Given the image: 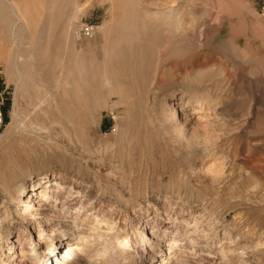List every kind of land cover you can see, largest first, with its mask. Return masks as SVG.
Listing matches in <instances>:
<instances>
[{
    "label": "bare ground",
    "instance_id": "6f19581e",
    "mask_svg": "<svg viewBox=\"0 0 264 264\" xmlns=\"http://www.w3.org/2000/svg\"><path fill=\"white\" fill-rule=\"evenodd\" d=\"M253 1L85 0L109 4L110 19L98 28V45L70 46L62 72L67 99L63 119L69 132L63 131L81 141L96 111L122 109V127L114 132V141H103L104 151L118 153L119 160L103 170L104 187L97 183L93 196L89 182L62 171L21 178L18 167L11 164L9 170L0 164V264H133L129 242L139 248L140 264H190L186 258L198 257L193 253L198 240L210 260L196 264L246 263L247 249L233 235L238 225L218 214L215 202L225 198L230 184L223 117L235 102V81L244 76L264 87V12L258 13ZM5 3L21 30L32 31L33 4L39 1L0 0ZM224 29L226 39L218 42ZM210 46L222 61L214 69L207 66L206 57L194 53ZM9 73L17 92H24L25 72L15 63ZM176 76L184 88H167ZM213 76L220 79L215 89L203 86ZM244 102L241 96L236 103ZM151 125L181 152L183 171L200 193L197 202L187 200L181 186L171 185L143 189L134 201L130 173L125 174L122 165L130 155L127 149L139 141L141 128ZM30 126L24 123L18 129ZM31 129L49 131L40 125ZM9 141V133L0 136V159ZM103 205L99 212L97 206ZM131 213L142 220L131 223ZM255 247L256 252L263 250L264 242Z\"/></svg>",
    "mask_w": 264,
    "mask_h": 264
},
{
    "label": "rangeland",
    "instance_id": "374dc122",
    "mask_svg": "<svg viewBox=\"0 0 264 264\" xmlns=\"http://www.w3.org/2000/svg\"><path fill=\"white\" fill-rule=\"evenodd\" d=\"M38 1L39 4H33V12L36 14L31 20L32 31H22L18 18L11 12V15L8 14V5L0 4V136L10 134L7 153L3 155L4 159H0V164L9 170L11 164L15 165L19 168L16 173L19 176L21 174V178L28 174L35 176L39 171H62L68 176L89 182L92 186L90 196H93L97 183L104 187L103 170L111 167L116 158L119 160L118 153L111 155L113 151H104L103 141H114L116 130L122 127L120 123L124 112L120 108L113 112L109 106L101 108L94 113L95 118L89 119L90 125L84 132L83 140L79 141L76 137L69 139V134L65 133L69 132V127L63 119L67 99L62 91V72L66 67L71 44L79 49L85 48L88 43L99 44L98 28L110 19L109 4H85V0H60L59 3L58 0ZM253 3L258 13L264 12V0H254ZM13 26H16L15 29ZM224 39L226 29L219 34L218 42ZM194 53L206 57L209 68L214 69L222 63L215 56L213 46ZM14 62L26 74L24 92H17L16 83L10 77L9 71ZM179 79L180 76H176L170 80L167 88H184ZM236 81L232 93L235 102L223 117V137L226 139L223 138L222 145L228 157L230 184L224 190L225 194L223 192L225 198L219 204L215 202V205L217 213L229 219L228 223L238 225L233 235L240 239L241 247L247 249L246 263L264 264V249L254 251L258 242H264V87L252 83L244 76H239ZM216 82H220V79L213 76L205 79L202 84L214 90ZM241 96L246 100L243 105L236 103ZM151 100V97L149 101L145 100L149 102L148 106H152ZM110 103L111 106L114 100ZM14 115H17L16 121ZM22 123L44 126L49 131L33 132L31 126L21 131L18 127L22 128ZM161 132L155 125L143 126L137 146L134 144L127 149L126 153L130 152V155L122 167L125 174L130 173L128 182L134 189V201L136 193L143 189L151 192L157 186L164 190L171 185L175 189L181 186L185 198L197 202L200 193L183 171L185 167L181 152ZM232 145H238L241 150L234 152ZM98 170L101 173H96ZM180 177L183 179L180 180ZM238 195L241 199L236 197ZM97 207L102 212L104 205ZM121 212L125 213L123 210ZM128 216L131 223L142 220L135 213ZM13 222L15 226L19 225L16 216ZM220 233L222 235L224 230ZM32 240L36 242V234ZM202 243L201 240L196 241L193 253L198 252V257L189 255L186 258L188 263L205 262V258L210 260L205 256L206 249ZM128 244L134 249L130 254L133 264H140L139 248L134 247L136 245L133 243ZM177 264H184V261Z\"/></svg>",
    "mask_w": 264,
    "mask_h": 264
}]
</instances>
